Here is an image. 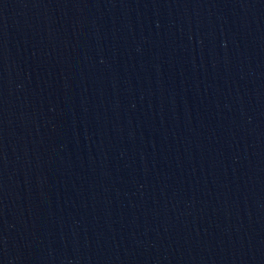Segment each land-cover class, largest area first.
<instances>
[{"label":"water","instance_id":"obj_1","mask_svg":"<svg viewBox=\"0 0 264 264\" xmlns=\"http://www.w3.org/2000/svg\"><path fill=\"white\" fill-rule=\"evenodd\" d=\"M0 264H264V0H0Z\"/></svg>","mask_w":264,"mask_h":264}]
</instances>
